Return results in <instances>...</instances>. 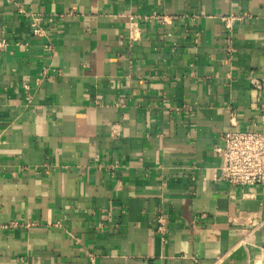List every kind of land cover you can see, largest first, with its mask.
Segmentation results:
<instances>
[{"label":"crops","instance_id":"0c3cea01","mask_svg":"<svg viewBox=\"0 0 264 264\" xmlns=\"http://www.w3.org/2000/svg\"><path fill=\"white\" fill-rule=\"evenodd\" d=\"M0 40V264H264L215 150L264 131V0H0Z\"/></svg>","mask_w":264,"mask_h":264},{"label":"built area","instance_id":"2783aa9c","mask_svg":"<svg viewBox=\"0 0 264 264\" xmlns=\"http://www.w3.org/2000/svg\"><path fill=\"white\" fill-rule=\"evenodd\" d=\"M15 2L16 0H7ZM152 18V17H150ZM236 16H228L226 25L230 27V21ZM34 35H43L42 29L33 22ZM137 29L136 22L132 23L131 37ZM133 38V37H132ZM6 44V40H0V48ZM258 88H263L259 83ZM29 91V86H26ZM233 125V124H232ZM222 158L220 181L226 183L230 188L237 186H255L264 184V131L263 130H238L231 126L222 135V144L215 148ZM158 230L166 231L164 220L159 218ZM91 264H95L91 256Z\"/></svg>","mask_w":264,"mask_h":264}]
</instances>
